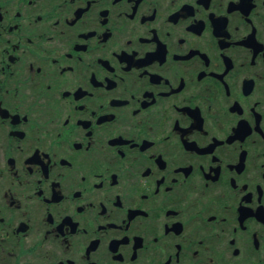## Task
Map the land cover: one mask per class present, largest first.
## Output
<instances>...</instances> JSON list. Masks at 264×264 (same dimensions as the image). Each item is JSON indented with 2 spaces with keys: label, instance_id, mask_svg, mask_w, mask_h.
<instances>
[{
  "label": "flooded vegetation",
  "instance_id": "1",
  "mask_svg": "<svg viewBox=\"0 0 264 264\" xmlns=\"http://www.w3.org/2000/svg\"><path fill=\"white\" fill-rule=\"evenodd\" d=\"M0 264H264V0H0Z\"/></svg>",
  "mask_w": 264,
  "mask_h": 264
}]
</instances>
